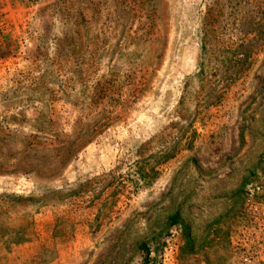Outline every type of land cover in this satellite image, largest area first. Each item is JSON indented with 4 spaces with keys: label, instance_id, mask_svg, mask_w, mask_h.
<instances>
[{
    "label": "rangeland",
    "instance_id": "rangeland-1",
    "mask_svg": "<svg viewBox=\"0 0 264 264\" xmlns=\"http://www.w3.org/2000/svg\"><path fill=\"white\" fill-rule=\"evenodd\" d=\"M0 264H264V0H0Z\"/></svg>",
    "mask_w": 264,
    "mask_h": 264
},
{
    "label": "trees",
    "instance_id": "trees-1",
    "mask_svg": "<svg viewBox=\"0 0 264 264\" xmlns=\"http://www.w3.org/2000/svg\"><path fill=\"white\" fill-rule=\"evenodd\" d=\"M175 217H176V216H173V218H175ZM174 222L177 223V222H178L177 219H175Z\"/></svg>",
    "mask_w": 264,
    "mask_h": 264
}]
</instances>
